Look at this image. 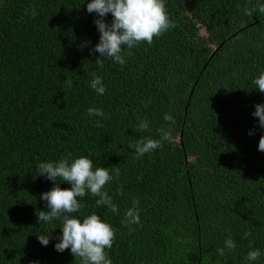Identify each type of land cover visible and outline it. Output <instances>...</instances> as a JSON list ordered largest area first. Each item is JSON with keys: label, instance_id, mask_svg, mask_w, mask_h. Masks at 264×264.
Wrapping results in <instances>:
<instances>
[{"label": "trees", "instance_id": "obj_1", "mask_svg": "<svg viewBox=\"0 0 264 264\" xmlns=\"http://www.w3.org/2000/svg\"><path fill=\"white\" fill-rule=\"evenodd\" d=\"M90 2L0 0V264H79L70 249L55 250L61 222L40 225L36 216L54 186L37 166L68 152L120 168L119 182L105 186L119 214L95 207L90 194L77 214L116 229L112 264H248L250 250L264 252V129L252 115L264 103L252 84L264 71V14L245 16L246 0H166L176 27L132 49L125 65L105 59L99 68ZM31 5L35 17L25 15ZM93 72L103 95L89 87ZM89 107L105 118L88 117ZM140 120L148 130L137 131ZM161 126L173 139L136 159L128 143L159 139ZM133 199L141 223L130 231L121 221ZM47 233L42 246L37 234ZM229 236L237 247L220 257Z\"/></svg>", "mask_w": 264, "mask_h": 264}, {"label": "clouds", "instance_id": "obj_2", "mask_svg": "<svg viewBox=\"0 0 264 264\" xmlns=\"http://www.w3.org/2000/svg\"><path fill=\"white\" fill-rule=\"evenodd\" d=\"M31 12V16L37 15L36 8L31 5L25 10V15ZM243 14L252 17L254 13L264 14V3H252L246 0L243 6ZM87 12L95 13L98 17L94 19V24L99 33V42L90 51V55L99 53L95 64L99 68L104 67V60L108 59L119 65H125V57L132 55V49L142 43L151 45L154 38L163 36L166 32L176 27L170 20L166 11V0H91L87 4ZM111 14L112 20L107 23L105 18ZM91 43V42H88ZM87 45H81L86 47ZM67 89H71L72 81H64ZM252 84L260 93H264V71L260 72ZM89 87L98 95H103L106 88L101 76L95 72ZM67 97L65 96V101ZM88 117L105 118L104 112L99 108L89 107ZM254 118H258L259 127L264 129V103L256 104L255 111L252 113ZM163 119L168 124H175V120L170 113H165ZM97 127H102L99 121ZM149 122L140 120L137 131L148 130ZM159 139L151 137L140 138L135 142L128 143L127 148L133 150L134 157L139 159L145 154L153 152L163 147L164 141L173 139L172 130L161 126L158 130ZM253 135V132H249ZM258 150L264 152V136L259 139ZM119 166L104 168L95 167L93 161L85 156L73 158L71 152L59 158L57 161L41 162L37 166V176H43L46 180L53 182V188L41 195L40 199L46 202L47 211H37V221L40 225L51 224L55 220L61 222L62 236L55 244V250L63 253L69 250L79 261V264H112L108 252L113 247L116 238V229L109 223L103 221L99 215L92 213L85 216L82 220L77 215L84 205L81 200L86 195L95 198V207H105L113 214H119L120 209L113 202V198L105 190V186L120 178ZM69 184V189H62L61 183ZM117 194L122 195V186L117 188ZM139 200L133 199L132 207L127 208L123 214L121 223L133 231L132 225H139L140 208ZM250 231H246L242 239H248ZM37 239L42 246H47L50 242V233L37 234ZM236 242L227 237L223 247L216 251L220 257H224L227 252L236 249ZM251 248V245H250ZM264 252L260 249L250 250L245 259L248 264L257 261ZM35 264V262H30Z\"/></svg>", "mask_w": 264, "mask_h": 264}, {"label": "rangeland", "instance_id": "obj_3", "mask_svg": "<svg viewBox=\"0 0 264 264\" xmlns=\"http://www.w3.org/2000/svg\"><path fill=\"white\" fill-rule=\"evenodd\" d=\"M203 34H204V33H203ZM204 37H206V35H205Z\"/></svg>", "mask_w": 264, "mask_h": 264}]
</instances>
